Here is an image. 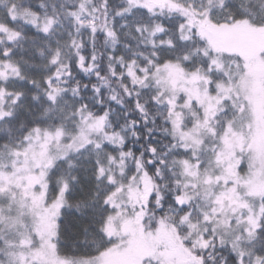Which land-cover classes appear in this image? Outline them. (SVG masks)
Listing matches in <instances>:
<instances>
[{"label": "snow or ice", "instance_id": "snow-or-ice-1", "mask_svg": "<svg viewBox=\"0 0 264 264\" xmlns=\"http://www.w3.org/2000/svg\"><path fill=\"white\" fill-rule=\"evenodd\" d=\"M0 264H264V0H0Z\"/></svg>", "mask_w": 264, "mask_h": 264}]
</instances>
